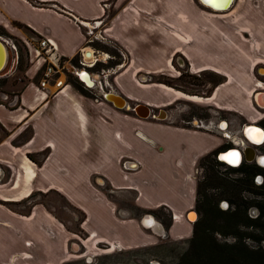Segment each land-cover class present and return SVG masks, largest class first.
<instances>
[{
	"label": "crops",
	"instance_id": "crops-1",
	"mask_svg": "<svg viewBox=\"0 0 264 264\" xmlns=\"http://www.w3.org/2000/svg\"><path fill=\"white\" fill-rule=\"evenodd\" d=\"M85 23L102 26L104 36L94 33L100 61L107 38L126 54L101 80L131 107L193 104L243 125L264 118V0H233L224 10L200 0H0L2 38L48 37L67 58L85 47ZM177 56L190 73L212 71L223 82L191 99L147 81L172 75ZM29 62L24 86L0 91V264H92L162 238H191L199 161L224 139L172 119H141L70 82L41 90L40 63ZM50 194L81 215L75 228L44 200ZM145 215L162 236L142 226Z\"/></svg>",
	"mask_w": 264,
	"mask_h": 264
},
{
	"label": "rangeland",
	"instance_id": "rangeland-1",
	"mask_svg": "<svg viewBox=\"0 0 264 264\" xmlns=\"http://www.w3.org/2000/svg\"><path fill=\"white\" fill-rule=\"evenodd\" d=\"M111 11L112 10L110 9V6L106 8V11L104 13V19H108L110 17ZM101 30H102V26H99L95 29L94 33L103 34ZM84 32L86 35V29ZM26 37L28 40H34V37L30 34H28ZM89 37L90 36L86 35L85 46L89 47L90 45L91 47L95 48L94 43H97V42L99 43V41L94 40L93 43H89L87 42V38ZM13 39L16 41L19 47V54L21 56V60L18 66H17L18 63H15L14 65L15 67H12V61L10 60V63L8 65V73L6 74L0 73V91L17 92L25 84L24 70L27 64L30 63L28 59V55L26 53V46L24 45V41H22L21 38L20 39L13 38ZM104 41L105 40H102L100 42H104ZM105 43L109 44L107 46L110 49V51H104V52L107 55L111 56L112 58L105 59V61L103 60L102 62L100 60H102L103 58L101 57L99 58V56H102V54L99 55V52H98L97 56H98L99 61H97L96 66L105 67L104 69H109L108 72L110 74V78H112V75L119 70L120 64L125 61L126 54L123 52L121 53L120 50H118L117 52L116 50H113L112 47H117V46L110 39L107 38V41ZM103 55L105 54L103 53ZM9 57L10 59L12 57L10 53H9ZM114 60H116V62ZM68 69L71 70V65L70 66L68 65ZM171 73L172 75H167L165 77L166 80H163L164 78H161L160 76L152 77L148 75L147 78L149 80L147 81L154 80L155 82L156 81L166 82L170 84V86L169 85L167 86L174 88L176 90L182 91L186 95H190L191 99H195L196 97L194 96L206 97L209 95V93L207 92H209V90L211 89L210 84L204 83L203 81L201 82L200 80H195V82L190 81L194 79L191 77H187V76H185L183 79L180 80L176 76V73L172 71V69H171ZM70 75L76 77L72 72H68L67 80L70 79V81H74L75 79L71 77ZM180 86L182 89L179 88ZM89 91L92 93H95L91 89H89ZM2 101H7V100L3 98ZM196 107L202 108L198 106ZM196 107L194 106L192 107V111L194 113L204 112L201 109L199 111ZM227 168L228 167L223 166V167H220L217 171H219L220 173H223V171H225ZM203 171H204V174L202 176L206 177L207 170L203 168ZM260 173L264 174V169L259 172H256V174L253 177L256 178V175ZM202 176L197 175V180L201 184H203L205 181ZM230 176L234 177L235 175H230ZM230 176L227 175L228 178H231ZM255 178H254L253 187H251L250 185L243 187V192L241 196V199L243 202L240 204L245 209V216L239 217V219H237V221L239 222L241 226L236 227L235 225H232L231 223L225 221L227 220L226 218H223L222 220H219L214 224L211 221H204L205 219L204 212L195 208L193 211L197 212L198 214L197 222H199V225L197 227L198 237H216L217 240L222 243H233L237 237H244L243 242H245L250 248H258V247L264 248V230H262L261 228H252V229L247 228L242 224V223H245L246 219L248 218L249 219L258 218L261 207L264 208V200H263L264 199V189H258L257 187V185L264 184V178H262V180L259 182L256 181ZM222 193H223V188L219 186H209L205 190V195L213 198L220 210L229 211L234 206L233 205L231 206L228 203H227L228 208L226 207L224 208L222 206V202H225L224 199L222 198ZM40 198L42 199V197ZM199 199L201 201L200 203L204 201V198L202 196ZM44 200L49 202V204L52 206L54 211L57 214H59L67 222V224L69 223L68 225L69 227L75 228L77 221L81 219V215L78 212H75L71 207H69L66 204V202L63 199H61L59 196L55 194L48 195L46 198H44ZM162 214H163V211H162ZM201 220L202 222H200ZM263 222H264V219L261 220V223ZM191 223L194 226L196 222H191ZM189 247L190 246H189L188 239L183 240V241H172L166 238L165 239L162 238L156 246H153L151 248L133 251V252H127L124 254L115 253V254L108 255V256H102V257L97 258V260H95L92 264H179L181 256L184 254L185 251L189 249ZM78 264H85V263L81 262Z\"/></svg>",
	"mask_w": 264,
	"mask_h": 264
},
{
	"label": "trees",
	"instance_id": "trees-1",
	"mask_svg": "<svg viewBox=\"0 0 264 264\" xmlns=\"http://www.w3.org/2000/svg\"><path fill=\"white\" fill-rule=\"evenodd\" d=\"M21 56L19 54V65ZM209 74L215 77L213 80H207L211 83L212 91L214 87L223 82V77L215 72L209 71ZM75 80L69 82L80 92L87 91L83 84L80 83L78 78L70 75ZM194 81L195 80H190ZM201 82L204 80H200ZM206 81V80H205ZM165 85H169L166 82H161ZM177 87V86H176ZM180 89L181 86L179 87ZM1 102V100H0ZM228 167L223 173L217 171L220 167ZM199 168H205L206 177L204 178V183L201 184L198 182L197 185V198L195 208L204 212L205 219L204 221H211L213 224L223 218H226L227 222L240 227L241 225L237 221L239 217L245 216V209L240 204L242 203V192L243 187L250 185L253 187L254 178L256 172L261 171L260 168L242 163L240 166L232 168L224 163H221L215 157V153H211L203 157L199 161ZM230 175H235L234 177L228 178ZM209 186H219L223 188L222 198L229 205L234 207L227 210H220L217 206L215 200L211 197L205 195V190ZM258 189H264V184L257 185ZM204 198V201L200 203V197ZM264 200V199H263ZM264 208L261 207L258 218L256 219H246L245 223H242L247 228H261L264 230V222L261 223V220L264 219ZM202 222V220L200 221ZM261 223V224H259ZM199 222L193 226V235L188 239L189 249L184 252L181 256L179 264H264V248H250L245 242H243L244 237H237L233 243H222L217 240L216 237H198L197 227Z\"/></svg>",
	"mask_w": 264,
	"mask_h": 264
},
{
	"label": "flooded vegetation",
	"instance_id": "flooded-vegetation-1",
	"mask_svg": "<svg viewBox=\"0 0 264 264\" xmlns=\"http://www.w3.org/2000/svg\"><path fill=\"white\" fill-rule=\"evenodd\" d=\"M178 57H180L183 61V58L181 56H177L173 60V63L170 64V68L172 69V71H174V73H176V76L178 77V79L181 80L185 76H187V77L193 78L194 80H204L203 81L204 83L210 84L211 86V83L208 82L207 80H213L214 77L209 74V71H203L198 74L190 73L188 69L185 67L184 61L182 65L177 63ZM104 68L105 67H100V66L99 67L96 66L94 68L87 67L89 71H94V72L97 71L100 74ZM166 76L167 75H161L160 77L164 78L163 80H166L165 78ZM107 90H109V88H107L106 91ZM193 106L196 107L193 104L179 103V107H176V108L171 107V108H168L165 110L163 109V110L166 113V119H172L183 126L188 125L196 129L204 130V131L211 132V133H216L217 135L222 137L225 142L221 146V149L215 152L216 158H217V154L220 151L225 152L229 149L236 148L241 152V156H242L241 164L245 163L248 165L256 166L260 168L261 170L264 169V140L259 145L251 144L248 141V139L244 136L243 129H242L244 125L241 123L240 119H238L237 117L231 114L225 115V114L220 113L219 111H215V110L213 111L212 109H208V108L202 109V108L196 107L199 111L201 109L205 113L204 112L194 113L192 111ZM159 111H152V114L158 115ZM174 113H176V115ZM258 126L264 130V118L261 121H259ZM256 132H254L252 136H250L249 138L252 141L258 142L261 139L262 132L261 131H256ZM228 135H230L231 137L228 138L227 137ZM245 145H249L253 149V160L251 162L246 161V158L250 157V154L245 153ZM203 174H204L203 169L199 168L197 170V175L202 176ZM257 177H261V180H262V178H264V174L263 173L257 174L255 178L256 181H257ZM226 208H228V205L226 206Z\"/></svg>",
	"mask_w": 264,
	"mask_h": 264
},
{
	"label": "built area",
	"instance_id": "built-area-1",
	"mask_svg": "<svg viewBox=\"0 0 264 264\" xmlns=\"http://www.w3.org/2000/svg\"><path fill=\"white\" fill-rule=\"evenodd\" d=\"M103 21L104 18L103 20H100L98 24L100 25ZM94 24L95 23L89 25V23H85V25H87L86 35L90 36L89 38H87V42L89 43H93L94 40L99 38L94 34V30H93ZM3 39L5 41V45L8 53H10L12 56L11 61H12V66H14L15 63H18L19 60V47L13 38L5 37ZM24 45L26 46V53L29 57V60H33L34 62L40 63V67H39L40 79L38 81L39 89L44 90L53 87L55 93L58 91H62L64 88H66L69 85L68 83L69 81L67 80L68 72L73 73L72 70L74 69L80 70L84 67L94 68L97 64V61H99L97 56L98 51L95 48L91 47L90 45L89 47L93 49L94 51L93 53L95 55L94 59L90 61H87V59L85 58V51H84V49L87 48L88 46L83 47L79 51V53L76 54L75 56L71 58H67L59 52L58 46L55 43V41H53L51 38L48 37H34V40H26L24 42ZM109 58L112 57L107 55L106 59ZM68 65L69 66L71 65V70L68 69ZM108 70L109 69L102 70L101 74L103 77L108 75ZM104 85L105 88L109 86V84L105 80H104ZM84 88L88 89L85 86Z\"/></svg>",
	"mask_w": 264,
	"mask_h": 264
},
{
	"label": "water",
	"instance_id": "water-1",
	"mask_svg": "<svg viewBox=\"0 0 264 264\" xmlns=\"http://www.w3.org/2000/svg\"><path fill=\"white\" fill-rule=\"evenodd\" d=\"M202 3L217 9V10H224L227 9L233 2V0H222V2H215L214 0H200ZM10 57H9V53L7 51L6 45H5V41L4 39L0 36V73L1 74H6L8 73V65L10 63ZM177 63L182 65L183 61L180 57L177 58ZM15 67V66H12ZM264 69V68H263ZM258 70V72L260 74H264V70ZM73 73L77 76V78L79 79V81L88 89L93 90L97 96L102 97V99L108 103H111L115 108L119 109V110H132L135 115L141 119H148V118H154L157 120H165L166 119V113L164 110H160L158 115H153L152 114V110L143 105V104H137L134 106H130L129 102L127 101V99H125L123 96L115 93L114 91H112L111 89L107 90V88H105L104 85V80H101L102 78V74H100L97 71H89L86 67L80 69V70H72ZM250 128H256V129H260L264 132V130L255 125H244L243 126V134L245 133V131H247ZM245 136V134H244ZM228 138H230L231 136L228 135ZM246 137V136H245ZM248 139V138H247ZM248 141L251 144H256L255 142H252L251 140L248 139ZM229 153H235L237 158H238V163L236 165H232V164H228L227 162H225L224 160L221 159V157L226 156ZM245 153H249L250 157L246 158L247 162H251L253 160V149L251 148V146L249 145H245ZM217 160L220 161L221 163H224L225 165L235 168L238 167L241 164V152L236 149H229L225 152H220L217 154ZM261 180V177H257V181L259 182ZM222 206L225 208L227 206V202H222ZM190 214H194L196 216L195 220L193 222H196L198 219V215L196 211H190L188 213V217L187 219H189V215ZM141 224L143 227L147 228V229H152L153 231H155V233L159 234L160 236L163 235L164 231H163V227L161 226V224H159L158 222L155 221V219L153 218V216L151 215H145L142 220H141ZM160 225L161 226V230L158 231L157 226Z\"/></svg>",
	"mask_w": 264,
	"mask_h": 264
},
{
	"label": "bare ground",
	"instance_id": "bare-ground-1",
	"mask_svg": "<svg viewBox=\"0 0 264 264\" xmlns=\"http://www.w3.org/2000/svg\"><path fill=\"white\" fill-rule=\"evenodd\" d=\"M84 51H85V58L87 59V61H90V60H92V59H94V57H95V55H94V51H93V49L92 48H90V47H87V48H85L84 49ZM101 55V54H100ZM106 55V54H105ZM107 56V55H106ZM99 58H100V56H99ZM101 58H102V56H101ZM261 85H264L263 83H260V86ZM249 125H252V126H255V125H253V124H249ZM224 126V125H223ZM259 129H256V128H250V129H248L247 131H245V136H246V138H248L249 140H251L249 137L250 136H252V134L254 133V132H256V131H258ZM259 131H261L262 132V135H261V139L258 141V142H256V141H252V142H255L256 144H260L263 140H264V132L262 131V130H259ZM234 153H229V154H227L226 156H223V157H221V159L222 160H224L225 162H227L228 164H232V165H236L237 163H238V158H237V156L236 155H233ZM241 158H242V156H241ZM192 217V218H191ZM190 217V221H194L195 220V218H196V216L193 214L192 216ZM192 219H194V220H192ZM156 221V220H155ZM157 229H158V231H160L161 230V226L160 225H158L157 226Z\"/></svg>",
	"mask_w": 264,
	"mask_h": 264
},
{
	"label": "snow or ice",
	"instance_id": "snow-or-ice-1",
	"mask_svg": "<svg viewBox=\"0 0 264 264\" xmlns=\"http://www.w3.org/2000/svg\"><path fill=\"white\" fill-rule=\"evenodd\" d=\"M233 155H236L235 153Z\"/></svg>",
	"mask_w": 264,
	"mask_h": 264
}]
</instances>
